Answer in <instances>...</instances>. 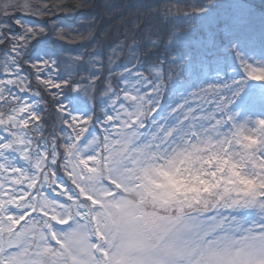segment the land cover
Here are the masks:
<instances>
[{"label": "snow or ice", "instance_id": "1", "mask_svg": "<svg viewBox=\"0 0 264 264\" xmlns=\"http://www.w3.org/2000/svg\"><path fill=\"white\" fill-rule=\"evenodd\" d=\"M7 7L0 264H264V0L152 13L183 21L165 49L206 28L215 55L168 51L147 74L143 57L164 39L149 18L146 39L134 31L106 60L69 58ZM12 7L52 16L47 3Z\"/></svg>", "mask_w": 264, "mask_h": 264}, {"label": "trees", "instance_id": "2", "mask_svg": "<svg viewBox=\"0 0 264 264\" xmlns=\"http://www.w3.org/2000/svg\"><path fill=\"white\" fill-rule=\"evenodd\" d=\"M9 1L11 0H0V16H3L7 5L9 15L23 20L25 24L35 25L37 28L45 27L48 35L44 39L50 43L55 41L61 47L62 57L68 55L75 57L78 54H83L87 58V53L100 51L106 60L109 49L124 41L125 36L131 37L134 31L138 38L146 39V30L142 22L146 18L151 19L155 26L154 31L159 30L164 39L161 40L160 47L149 49V54L143 57L141 70L145 74H147L149 66L159 57L167 55L168 51L176 52L175 49H164V42L173 25L169 20L151 14L162 12L169 7L186 11L187 6L193 3L190 0H28L32 7H41L44 3L51 7L52 16L38 17L27 14L20 8L12 7L18 3L8 4ZM204 2L209 3L211 0H204ZM246 2L251 3L252 0H246ZM56 5H66L67 7H56ZM53 20L56 25L63 28L64 32L68 33L69 40L60 41L56 38ZM12 22L15 25V20ZM138 24L140 25L139 29L136 28ZM131 42L130 38L127 43ZM126 51L127 49L118 55L117 62L124 59ZM86 75L87 71L81 69L80 75L74 78L79 79ZM33 86L36 87L34 80ZM46 99L50 103L45 115L49 117V124L54 125L58 123L57 114L54 111L55 106L51 104L50 96H47Z\"/></svg>", "mask_w": 264, "mask_h": 264}, {"label": "rangeland", "instance_id": "3", "mask_svg": "<svg viewBox=\"0 0 264 264\" xmlns=\"http://www.w3.org/2000/svg\"><path fill=\"white\" fill-rule=\"evenodd\" d=\"M190 1L194 2V0H190ZM15 2L23 5L25 0H11L8 2V4H12ZM251 3L258 5L260 3V0H252ZM189 10H190L189 8L186 9V11H189ZM180 12H184V11H180ZM173 13L175 14V9H173ZM169 22L172 25L173 24L180 25L182 24L183 21L180 17H177L175 20L169 21ZM172 49H175V51L178 52L180 55H184L187 52L194 57H211L215 55V50L211 47V37L206 28L197 29V31L192 34L191 38L188 41L182 44L179 48L174 46ZM166 50H169V49H166ZM66 57L71 58L73 56L68 55ZM88 67L90 68L91 65H88ZM48 194L54 195L51 192H49Z\"/></svg>", "mask_w": 264, "mask_h": 264}]
</instances>
